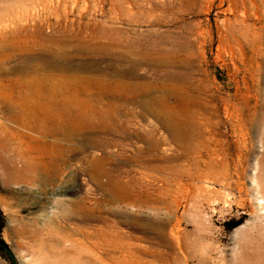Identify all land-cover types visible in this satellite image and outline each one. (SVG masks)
I'll return each mask as SVG.
<instances>
[{
	"label": "rangeland",
	"instance_id": "rangeland-1",
	"mask_svg": "<svg viewBox=\"0 0 264 264\" xmlns=\"http://www.w3.org/2000/svg\"><path fill=\"white\" fill-rule=\"evenodd\" d=\"M0 101L57 121L44 138L0 103V237L13 258L0 264H264V0H0ZM111 107L126 133L105 137ZM66 122L70 135L57 131ZM28 144L55 162L23 182ZM138 150L152 171L132 164ZM101 157L152 203L112 202L93 175Z\"/></svg>",
	"mask_w": 264,
	"mask_h": 264
},
{
	"label": "bare ground",
	"instance_id": "bare-ground-1",
	"mask_svg": "<svg viewBox=\"0 0 264 264\" xmlns=\"http://www.w3.org/2000/svg\"><path fill=\"white\" fill-rule=\"evenodd\" d=\"M68 66H69V64H68ZM61 67V66H60ZM69 69V68H68ZM63 80V79H62ZM89 91V90H88ZM74 93V92H73ZM83 94V93H82ZM89 97V96H88ZM2 102V105L4 106L3 107V109H4V111H3V115L5 116V117H10V118H13V117H15V118H17V120H19V122H20V124H22L27 130H30V131H35V130H37V132L39 133V134H41L44 138L46 137V136H49V135H53L54 133H56V132H54V129H48L50 126H53V125H55L56 124V122H55V124L53 123V124H51V123H49L50 121H51V119H53V120H55L54 118H47V120H45L44 118H45V116L46 115H39V108L40 107H37V104H34V103H32L33 104V106H30V107H27V106H25V104H24V106H21L20 108H17L16 109V107L14 106V103H13V108L12 107H9L5 102H3V101H0V103ZM67 103V102H66ZM31 104V105H32ZM16 105V104H15ZM65 105V104H64ZM168 105V104H167ZM17 106H19V105H17ZM59 106H61V105H59ZM86 106V105H85ZM88 106V105H87ZM169 106V105H168ZM51 107V106H50ZM49 107V108H50ZM73 107V106H72ZM147 107V106H146ZM166 107V106H165ZM60 108H62L63 109V111H65V114H67V117L69 118V116L68 115H70L71 114V109H69V105H65V106H63V107H60ZM108 108V107H107ZM42 109V108H41ZM56 109H57V107H56ZM74 109V108H73ZM145 109V108H144ZM169 109H171L170 111H174V110H176V109H174L173 110V108L172 107H170ZM49 110V109H48ZM61 110V109H60ZM52 111V110H51ZM99 111V110H98ZM98 111H96L95 113H99ZM101 111V110H100ZM114 111H116V113H119V111H118V109H116V108H114V107H111V108H109V112L108 113H103V114H100L99 113V116H100V118L102 119V120H104L105 121V123L104 124H102L101 126H99L97 129H100V130H102L103 131V134H104V136L105 137H114L115 135H117V134H119V132H121V133H123L124 132V134L126 133V131H125V127H122V126H112L111 125V120L109 119V113L111 112L112 114L114 113ZM62 112V111H61ZM107 112V111H106ZM48 113H50V112H48ZM42 114V113H41ZM55 116H56V114H54ZM49 116V115H48ZM53 116V115H52ZM59 116V115H58ZM57 116V117H58ZM159 116V115H158ZM61 117V116H60ZM63 117V116H62ZM61 117V118H62ZM66 118V117H65ZM57 119V118H56ZM59 120V119H58ZM66 120V119H65ZM87 120V119H86ZM174 120V119H173ZM71 121V120H70ZM88 121V120H87ZM175 121H176V123H178L179 122V119H175ZM53 122V121H52ZM69 122V121H68ZM108 122H109V126H108ZM67 123V122H66ZM83 122H81V124L79 123V125L81 126L82 125V127H84V125L85 124H82ZM91 124V123H90ZM89 124V122L87 123V126H90V129H93V125H90ZM77 125V124H76ZM78 126V125H77ZM28 127V128H27ZM57 127V126H56ZM76 127V126H75ZM164 127L165 128H167V126L166 125H164ZM61 129H58L57 128V131H59V132H62V133H64V134H66V135H70L71 133H72V131H73V129L71 128V124L70 123H67V124H64L63 125V127H60ZM89 128V127H88ZM81 129V128H80ZM83 129V128H82ZM85 129H87V128H85ZM94 129H96V128H94ZM0 131H1V133H0V143L2 142V144H1V146H0V148H4L5 147V145L6 144H4V143H7V142H10V139L9 138H6V137H2V136H5V133L6 132H8V131H6V129L2 126V125H0ZM29 131V132H30ZM77 131V130H76ZM82 131V130H81ZM36 132V133H37ZM94 132H96V130H94ZM31 133V132H30ZM89 133V132H88ZM98 133H101V132H98ZM74 134V133H73ZM79 134V133H78ZM84 134V133H83ZM36 136H37V134H35ZM60 136V135H59ZM73 136V135H72ZM77 136V135H76ZM150 136H151V131H148V133H147V136L144 138V144H149L150 145V143H151V138H150ZM82 138V137H81ZM26 139V138H25ZM36 139V138H35ZM48 139V138H47ZM53 139V138H52ZM38 140V139H37ZM67 140V139H66ZM34 141V140H33ZM43 141V140H42ZM55 141V140H54ZM38 142H40V140L38 141ZM50 142V141H49ZM59 142V141H58ZM43 144L45 143L46 144V142L45 141H43L42 142ZM20 144V143H19ZM22 144V143H21ZM20 144V145H21ZM27 144V143H26ZM23 145V144H22ZM7 146V145H6ZM19 146V145H18ZM23 147V146H22ZM47 148V147H46ZM22 149V148H21ZM20 149V150H21ZM55 149V148H54ZM68 149V148H67ZM48 150V149H47ZM56 150V149H55ZM147 150V149H146ZM149 150H150V152H152V149H150L149 148ZM149 150L148 151H145V153H146V157H148L147 158V160H144L143 158L141 159V157H140V155L142 154V151L140 150H138V151H136V162L135 161H133V163L130 161V164L132 163V164H134V165H136V166H139V167H143L144 169H146L148 172H150V171H152L154 168H153V164H150L151 163V161L150 160H148L149 159ZM4 151H5V148H4ZM39 151V150H38ZM37 151V152H38ZM62 151V150H61ZM37 152H35V151H33L31 148H30V146H29V144L27 145V147L26 148H24L20 153H19V157L22 159V161H23V170L22 169H19V170H22V175L20 176V174H19V179H23V182H25V180H27V181H29L28 179H26V177H24L25 175H28V174H33V173H36L37 172V169L38 170H41L42 171V173H44V175L45 176H48V175H46V174H49V170H50V167L52 166V165H54V162H55V160L53 159V158H55V156L53 157V155L51 156L49 153V150H48V152L49 153H47L46 151H42V152H39V153H37ZM53 152V151H52ZM71 152V151H70ZM6 153V152H5ZM8 153V152H7ZM10 153V152H9ZM13 153V152H12ZM52 154V153H51ZM11 155V154H10ZM60 155V154H59ZM15 156H16V153H15ZM10 157V156H9ZM8 157V155H7V157H6V160H7V158H9ZM1 159V158H0ZM1 161H3V159L1 160ZM57 161V160H56ZM153 161V160H152ZM4 162V161H3ZM91 162V161H90ZM110 162H111V160H110ZM6 163V162H5ZM12 163H14L13 161H12ZM109 163V162H108ZM4 164V163H3ZM8 165H10L9 163H7ZM5 165V164H4ZM107 165V159L106 158H104V157H101V158H99V159H97V160H95V162H94V169H95V172H94V177H95V179L96 178H104L105 180H106V185H105V187L107 186V187H109L108 189H109V192L111 193L110 194V198L112 199L111 201L112 202H114V203H118V204H121L122 206L123 205H125V206H128V205H131V206H135L137 203V205H143V206H149V203L151 204L152 202H150V200L148 199V198H145V199H143L142 198V200L141 199H139V198H133V197H131V193L133 192V189L135 190L136 188H137V186L135 185V184H133V181H132V177H130V178H128V177H126V175H125V173L124 172H121L120 173V175H119V177L117 178V179H115L114 178V176H113V174H112V171L111 170H109V169H106L105 168V166ZM21 166V165H20ZM54 167V166H53ZM58 167V166H57ZM107 167V166H106ZM118 167V166H117ZM122 167V166H121ZM8 168V167H7ZM158 168V167H157ZM175 168V167H174ZM112 169V168H111ZM141 169V168H140ZM176 169H178V167L176 168ZM52 171V170H51ZM50 171V172H51ZM17 172H18V170H17ZM16 172V173H17ZM39 172V171H38ZM40 173V172H39ZM54 173V172H53ZM93 173V172H92ZM179 173H180V171H179ZM58 174V173H57ZM115 174V173H114ZM31 175H28V176H30L31 177ZM52 175V174H51ZM41 177V176H40ZM43 177V176H42ZM33 178H34V176H33ZM44 178V177H43ZM57 178V177H56ZM18 179V180H19ZM202 179V175L200 176V175H196V176H191L190 177V180L191 181H200ZM17 180V181H18ZM30 180H31V183H32V181H33V179L32 178H30ZM45 180H47L46 178H45ZM35 181V180H34ZM29 183V182H28ZM98 189V188H97ZM100 191V190H99ZM105 191V190H104ZM146 196V195H145ZM109 198V197H108ZM107 198V199H108ZM259 200H262V199H259ZM67 202V201H66ZM60 203V202H59ZM78 203V202H77ZM62 204V203H61ZM61 204H59V206L61 205ZM81 204V203H80ZM80 204H78L77 205V207L78 208H83V206L82 205H80ZM135 204V205H134ZM259 204H261V205H264V202L263 201H260L259 202ZM57 205H58V203H57ZM67 205V204H66ZM65 205V206H66ZM100 205H102V204H100ZM105 205V204H104ZM114 205V204H113ZM62 206V205H61ZM69 206H70V203H69ZM103 206V205H102ZM110 206V205H109ZM108 206V207H109ZM120 206V205H119ZM101 207V206H100ZM103 207H105V206H103ZM118 207V206H117ZM121 207V206H120ZM57 208V207H56ZM70 208H71V206H70ZM69 208V209H70ZM90 208V207H89ZM88 208V209H89ZM113 208H114V206H113ZM64 209V208H63ZM72 209V208H71ZM112 209V208H111ZM117 209V208H116ZM120 209V208H119ZM65 210H67V209H65ZM92 210V209H91ZM81 211V210H80ZM86 211V210H85ZM93 211V210H92ZM95 211V210H94ZM97 211V210H96ZM111 211V210H110ZM72 212H74V211H72ZM78 212V211H77ZM83 212V211H82ZM108 212V211H107ZM120 212V211H119ZM69 213H71V212H69ZM101 213V212H100ZM102 213H103V211H102ZM112 213V212H111ZM68 214V213H67ZM95 214V213H94ZM60 215V214H59ZM66 215V214H65ZM71 215V214H70ZM90 216V215H89ZM89 216H85L83 219H84V221H82V224H86L87 222H90V217ZM100 216H101V214H100ZM57 217V216H56ZM67 217V216H66ZM76 217V216H75ZM103 217H106L105 215L103 216ZM80 218V217H79ZM97 218V217H96ZM66 219V218H65ZM75 219V218H74ZM100 219V218H99ZM67 220H71L72 221V219H70V218H67ZM66 220V221H67ZM80 220V219H79ZM92 220V219H91ZM96 220V219H95ZM59 221V220H58ZM81 221V220H80ZM102 221V220H101ZM114 221V220H113ZM160 222V221H159ZM66 223V222H65ZM101 223H103V222H101ZM116 223V222H115ZM143 223V222H142ZM58 224V223H57ZM97 224V223H96ZM112 224V223H111ZM68 226V225H67ZM70 226V225H69ZM87 226V225H86ZM90 226V225H89ZM156 226H158V225H156ZM61 227V226H60ZM73 227V226H72ZM82 227V226H81ZM91 227V226H90ZM98 227H100V226H98ZM154 227V226H153ZM165 225L164 224H160V229H159V234L157 233V238H158V240L161 242V243H164V244H166V240H165V236H164V231H165ZM73 228H75V227H73ZM155 228V227H154ZM44 229V228H43ZM76 229V228H75ZM104 229V228H103ZM102 228L101 229H99L98 231H96V232H98L97 233V235L95 236V238H96V241L95 242H93L92 243V245L94 244V248L97 250V251H101L100 249H103V244L105 243V242H107V239H106V236H107V234H105L106 232V230L104 231ZM141 229V228H140ZM39 230V229H38ZM60 230H61V228H60ZM65 230H67V228L65 229ZM80 230V232H81V234L83 235V236H85V237H87V234L85 233V231H84V229H79ZM149 230V229H148ZM156 230V229H155ZM23 231V230H22ZM26 231V230H25ZM47 231V230H46ZM45 231V232H46ZM52 231V230H51ZM73 231H75V230H73ZM78 231V230H77ZM151 231V230H150ZM39 232V231H38ZM42 232V231H41ZM48 232V231H47ZM62 232H63V230H62ZM61 232V233H62ZM110 233V232H109ZM152 233V232H151ZM65 233H63V235H64ZM77 234V233H76ZM112 234V233H111ZM142 234H143V232H142ZM58 235H59V233H58ZM70 235V234H69ZM68 235V236H69ZM78 235V234H77ZM76 235V236H77ZM145 235V234H144ZM23 236V235H22ZM35 236H38V235H35ZM60 236V235H59ZM91 236V235H90ZM112 236V235H111ZM110 236V237H111ZM64 237V236H63ZM66 237V236H65ZM112 237H114V236H112ZM149 237V236H148ZM152 237V236H151ZM115 239V238H114ZM143 239V238H142ZM58 240V239H57ZM66 240V239H65ZM73 240V239H72ZM112 239L110 238V241H111ZM144 240V239H143ZM38 241V240H37ZM49 241V240H48ZM146 241V240H145ZM52 242V241H51ZM66 242V241H65ZM44 243V242H43ZM72 243V242H71ZM81 243V242H80ZM110 243V242H109ZM51 244V243H50ZM73 244V243H72ZM82 244V243H81ZM84 244H85V242H84ZM107 244V243H106ZM80 245V244H79ZM167 245V244H166ZM47 246V245H46ZM68 246V245H67ZM83 246V245H82ZM117 248V247H116ZM87 249V248H86ZM87 250H89V249H87ZM49 251V250H48ZM64 251H66V250H64ZM61 252H63V251H61ZM51 253V252H50ZM66 253V252H65ZM69 253V252H68ZM197 253V252H196ZM55 254V253H54ZM56 254H58V253H56ZM55 254V255H56ZM70 254V253H69ZM54 255V256H55ZM73 255H75V254H73ZM49 256V255H48ZM200 256V255H199ZM48 258V257H47ZM55 258V257H54ZM81 258V257H80ZM87 258V257H86ZM196 258V257H195ZM53 259V258H52ZM88 259V258H87ZM82 260V259H81ZM86 260V259H85ZM91 260V259H90ZM97 260L98 261H100V262H103L104 260L103 259H101L100 257H97ZM47 261V260H46ZM55 261H57V260H55ZM83 261V260H82ZM89 261V260H88ZM48 262V261H47ZM60 262V261H59ZM62 262V261H61ZM74 262V261H73ZM87 262V261H86ZM89 263V262H88ZM204 263V262H203ZM206 263H207V261H206ZM208 263H209V261H208ZM66 264V263H65ZM75 264V263H74ZM86 264V263H85ZM93 264V263H92Z\"/></svg>",
	"mask_w": 264,
	"mask_h": 264
},
{
	"label": "trees",
	"instance_id": "trees-1",
	"mask_svg": "<svg viewBox=\"0 0 264 264\" xmlns=\"http://www.w3.org/2000/svg\"><path fill=\"white\" fill-rule=\"evenodd\" d=\"M3 225H4V222H3V216L0 212V233L3 229ZM236 226H233V228H235ZM0 253L4 254L6 256V258L11 262L13 263V258L11 257V254L8 250V247L7 245L4 243V241L1 239L0 237Z\"/></svg>",
	"mask_w": 264,
	"mask_h": 264
}]
</instances>
